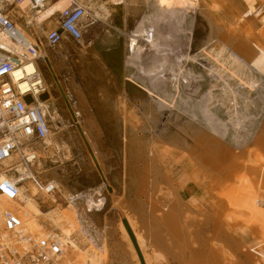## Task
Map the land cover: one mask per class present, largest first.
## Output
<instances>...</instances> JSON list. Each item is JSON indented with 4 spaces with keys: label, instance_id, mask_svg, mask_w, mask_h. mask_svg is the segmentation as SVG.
<instances>
[{
    "label": "rangeland",
    "instance_id": "374dc122",
    "mask_svg": "<svg viewBox=\"0 0 264 264\" xmlns=\"http://www.w3.org/2000/svg\"><path fill=\"white\" fill-rule=\"evenodd\" d=\"M170 1L171 8L179 12L181 14V18H177V16L171 17V19H175V21L171 22L170 15L169 13H167L164 16H161L159 21L153 26H156L158 31H161L166 26L178 25V32L179 34L184 36V39H186L189 34H192V43L187 50L188 52L186 51L185 53L191 55L189 58L190 61L181 59L182 61L181 64H179L178 68V66L174 62H170L168 58H165L163 56V54H158L151 49L146 48L141 54V60L139 64L146 70L152 68L161 72L162 68H164V73L157 75V77H159V80H154V78H152V80H148L141 70L143 68L140 66V68L138 69L141 73L140 76L143 78L141 79L136 69L133 66L128 65L126 67L127 76L132 78L134 82L142 87L151 88V83L158 88L157 91H161L163 89V86H161V82L165 83L167 88L169 89V92H172L171 90H173L174 87V84H172L174 83L173 80L177 78L179 81L180 93L170 94L166 92L160 94L157 98L162 101V106L165 107L168 111L165 115L166 118L164 116L161 117L160 115H158L156 111H152L154 112V120H158H156L159 128H157V130H159L160 132H163V130H165V133H167L168 131L167 134H169V132L174 133L175 129H173V127L176 126L175 128H177L178 125V128L183 126H190V129H194L196 131L200 129L201 137L204 139L205 143L208 144L209 148L214 153H218L222 166L221 171L223 168L227 167L229 168V172H227L226 174H238V170L235 169L238 163L235 164V162L232 161L234 159L233 154H235L236 156L238 155L242 160V162H239V164H243L244 162V164H254L255 167L259 169H257L258 171L256 170L259 176H257L253 180V182L256 183V181H258L259 183H261L262 179L264 178V162H262V158L264 159V148L254 145L251 146V140L260 139L264 142V124L262 123L264 122V114L263 116L261 115L260 117H258L257 112L259 110L257 109L258 106H256L257 102L254 103L253 101L255 105H253L251 102L253 99L255 101L259 100L260 102L264 99V74L259 69V67L254 64L252 65V63L250 64L246 62L242 58H240L239 60L235 59V61H224L218 56L216 57V59L214 58L215 60H213L211 57H209V53L211 54L212 51L219 50L221 46L219 43H216L209 49L207 48V44L212 43L211 41H213L214 34L220 35L219 32H221L223 35L228 34L229 37L233 38L232 40L234 41H231V43H240L244 46H248L254 49L257 48V46L260 45L259 42H261L262 47L264 48V34L262 31H260L259 27L260 19L262 18V16H264V13H260L259 16L257 15L255 7L256 5H259L257 0H209L202 11L190 10L188 7L181 9V6L178 5V3H176L175 1L173 2L172 0ZM106 2L108 1L106 0ZM23 3H25L24 0ZM120 5V3H117L110 6V4L108 3L110 16L97 22V25L103 26L104 31H100L96 36L107 35L106 37H111L113 38L112 41H116L119 37H121L122 34L121 18H126L127 27L126 31L123 32L126 37V35L135 30L136 26L142 25L144 23L145 15L148 16V14L152 10H160L163 2L162 0H146L143 6L140 4L136 5L137 9L134 11L135 13L133 12V10L128 9L125 15L120 8ZM245 6H249L250 10H252V13H246L247 11L245 10ZM22 7L24 8L23 11H26V8L24 6ZM205 11H210V13L212 14L210 20H208V18L205 16ZM37 16L38 15H35L33 16V18ZM48 18H40V21L43 22ZM213 19L214 23L211 24V22H213ZM48 27L49 25L47 24L46 28ZM260 34L263 36H261ZM96 36L93 37V40L96 38ZM107 46L109 45L101 46L99 48L95 46L91 48H84L71 41H66L56 49H45V51L47 50L48 53L52 51V53L58 54L59 50H62L65 53L64 55L66 62L64 61V66L60 64H58L59 66L55 65V63L51 59L52 65L60 68H58V80L62 83L65 79H67L65 68H68L73 78L76 79L78 83L80 82V87L81 89H83L82 92L85 93L86 96H89L91 98L92 94L99 89L108 90L109 85L111 87V85L114 84L118 85L119 87L122 84V81L118 78L116 79L115 74L111 69H109V66L105 62V51L109 49L106 48ZM87 50L90 51L87 52ZM95 57H97V59ZM259 60L257 59L256 62L262 63V60ZM44 67V65L41 66L42 70H45ZM180 70L182 71V73H177ZM88 72L90 73V75ZM44 74L47 75V77H45L46 80L48 79L47 81L51 82V77L47 73ZM164 74H166V76H164ZM241 83H247L249 84V86H251V88L242 86ZM235 85L243 87L245 92L242 89L239 90V88H237ZM236 88L237 90H235ZM130 89L131 90L129 95L127 97H124L122 101L120 100V117L113 116L116 110L115 105L109 107L108 104L110 103L106 104V106L92 98L89 99L87 103V107L89 109L91 117L93 118V120H96H94V122L102 132V134L98 133V136L93 134L94 136L92 135V138L93 141L96 140L94 141L95 151L97 153V156L99 157L100 164H102V167L104 169L103 177L107 182L106 187L102 183V180L97 172L95 166L96 162H94L93 160V157L91 155L92 152L89 149V146L87 144H84V140L81 138L80 132L76 128H74L75 124L67 118V112L65 111L66 108L63 102L59 101L57 103L58 107L60 108V110L58 111L59 114L61 115L63 120L66 119L64 121V125H66V127L62 131H56L53 126L54 135H52L50 138L52 142L50 152H47L48 149H40L41 146L46 147V145L37 144L34 146L35 150H40V152L43 151V158L41 159L42 165H38L37 158L32 168L35 175L40 181H53L58 186L59 192L53 195V197H55V199L57 200V207H54L55 204L52 205L46 201L44 202V200L41 199L44 194L36 191L35 187L31 183L28 184L29 187L34 188L35 191L38 192V196L36 197V199L39 204H41L40 209L43 215L55 214L58 209L61 212L65 211L66 209V214L67 212L72 211L78 212L80 209V211L78 212L80 214L76 213V215H74L76 217L73 220L74 222L72 221V227L73 230L83 231L82 228H84L83 225L86 221H84V218L79 217V215H82L81 211L83 209V206L80 205L76 207L74 200L75 198L78 199L82 196H86L87 206V203L92 201L91 195L93 193H102L106 197L107 201L110 198L113 199L119 197L117 202L118 204L116 205V207H114V211H112L113 215H118V211L116 210L123 207V201L125 199L124 190L122 188V136L124 120H128V124H133L138 128L148 127L146 115L142 110V107L140 108V106L143 105V107H145L146 103H148L147 106L150 104L155 108L154 104L151 101V98L148 97L149 94L146 95L142 91L135 90L134 88ZM107 95L114 96V91L110 93L107 92ZM152 98L154 99L155 97L153 96ZM249 99H251V101ZM137 102L139 103V105ZM262 105L264 107V103H262ZM53 109L52 107H50L51 112ZM245 112L252 113L241 116L242 113ZM145 134L146 137L149 136V132L147 129L145 130ZM256 134H258V136ZM255 136H257L258 138ZM148 138L149 137H147V139ZM164 145L162 144L159 146L158 158L160 159L159 162L161 163V165L164 166L165 173L171 179L172 186H169L165 183L160 184V189L162 190L161 193H159L161 194V197H159L158 199L160 201L158 205L163 202H168V205H173L175 202L176 206H181L182 203H185V207L187 205L188 207L186 208L189 209V211H187L188 209H186V214L188 213L190 217H192V219H198V217H196L198 216L196 215L197 210L209 209V206L212 205L214 201L212 195L217 194L219 195V197H221L219 200V203L222 207V210L220 209V213H223L220 215L225 218V216L230 213L232 205L230 203V200L223 196V191H221V189L219 188V192L215 190V192L211 193V188L208 186L209 184L207 182H204V180L200 178L201 175L196 176L190 170H185L184 167L186 165V160L182 157L178 159L177 156H173L171 152H169V149L166 147L167 145ZM253 147H256V151ZM249 151H252L253 154L256 152V154H254L252 156L253 158L248 162L246 157ZM245 159L246 161L243 162V160ZM93 166L95 169L93 168ZM239 173V176H236L235 178V184H237L245 174L244 172ZM250 177L254 178L253 176ZM225 185L226 184H224L223 186ZM253 189L255 190L254 184ZM77 192H79L80 194H72ZM119 192H121L120 195ZM232 194L233 193H231V196H233ZM71 196H74V198ZM62 197L67 200H71L72 198V200L69 201L68 206H66V203L64 202ZM163 197L165 199H160ZM258 198L260 202L256 203V205L252 206V204H248V200H244L243 202L237 204L234 211L232 209V220H224L227 222L229 227L232 225V228L229 229L227 224L221 226L225 232L223 230L220 231L221 227L218 228L221 235V241L218 240V242L220 245L222 243V245L227 249L224 250L228 251V253L230 254V256L227 258L228 260L226 259L227 262L225 261L226 263H224V261H222V264H264V216H261L263 214L259 209V207H264V195L261 194L258 196ZM107 205L105 208L106 211L108 210ZM85 213L86 209H84V215ZM24 217L28 218L29 215H24ZM27 218L23 219V216H21L22 222L24 220L26 221ZM39 219L42 222L41 225L45 226L44 231L52 229L43 217H40ZM81 222L83 225L81 224ZM75 223H77L78 227ZM192 227L193 226H190L189 230L194 229L195 226L193 228ZM209 232L212 231L210 230ZM224 233H226L228 236ZM231 236L233 238H231ZM223 237H225V239ZM106 239L107 246H109L108 236L106 237ZM207 243L208 241L205 244L207 245ZM210 243H208L207 245L208 248ZM196 244V248H198L199 245L197 242ZM86 246V250L89 251H87L89 256L91 255L92 257L93 252L92 250H90V243H87ZM88 246L90 247V249ZM207 246L206 249H208ZM159 248H154L153 250L150 248L147 249L150 250L147 251L149 252L148 254L152 252V254L150 255L151 264H185L186 262H188V260L190 264L204 263V257L202 254L204 249L200 247V249L198 248L195 250H192L191 247L185 253V255H181V257L179 258L173 257L177 256V253L179 254V252H177L176 250L173 251L174 255H170L167 254V252H165L164 250H160ZM157 250H159L160 252ZM228 253L227 255H229ZM99 254L101 255V252L98 253L97 260L98 257L102 259L100 260V262L98 260V264H107L109 256L106 257L103 255V257ZM186 259L187 261H184ZM258 260H260V262ZM189 262L186 264H189ZM75 263L77 264V262Z\"/></svg>",
    "mask_w": 264,
    "mask_h": 264
},
{
    "label": "bare ground",
    "instance_id": "6f19581e",
    "mask_svg": "<svg viewBox=\"0 0 264 264\" xmlns=\"http://www.w3.org/2000/svg\"><path fill=\"white\" fill-rule=\"evenodd\" d=\"M83 1L85 2V5L88 7V9L91 12V18L93 21V26H91V28H90V34L92 37H94L100 31L103 30V28L100 25H97V22L100 21L101 19H105L106 17L110 16V10L106 6L108 5V3L110 4V3H113L114 1L108 0V2H105V3H107L106 6H104V5L103 6L93 5L92 3L94 0H83ZM173 1L178 3V5L181 6V9L188 7L190 10L194 9V10H199V11H202V9H204L206 4L209 2V0H173ZM210 1H212V0H210ZM239 1H241V0H239ZM257 1H258L260 6H261V4L264 5V0H257ZM24 2L27 6L28 1L24 0ZM68 2H69V0H59L53 6H50L46 10L38 13L37 14L38 16L34 17L36 24L32 27V29H31L32 32L39 34L40 31H43V29L39 26V24L42 23L40 21V18H48L52 15H55L57 12L62 11V9L68 5ZM145 2H146V0H124L123 6H125V7H122L123 9L125 8V10H123L124 15H125V13H127L128 9L133 10V12H134L137 9L136 5L140 4L143 6L145 4ZM21 6H22V4H20L18 7H19V9L23 10L21 8ZM245 10L247 11L246 13H252L251 12L252 10H250L249 6H245ZM128 12H130V11H128ZM167 13H169L170 19H171V17H176V16H177V18L178 17L181 18V14L179 12L173 10L169 5H165V7L163 8L162 11L153 12L150 16H147L146 18H144V23L142 25L136 26L135 30L133 31L134 36L131 37L132 53H129V51L127 50L128 49V41H127L128 37H126V40L124 38H120L119 39L120 44H118L117 47L111 48V49H108L107 51H105L106 53H105L104 59H105L106 64L109 66V69H111L113 71V73L116 76V79L118 78L119 80L122 81V84L124 85V87L128 86L126 84L127 80H126V76H125L126 75L125 71H126V67H127L126 54L129 58L141 56L144 49L148 48V49H151L152 51H154L158 54H163V56L165 58H168L170 62H172V63L174 62L178 66V68H179V64H181V61H182L181 59H183V60L186 59L187 61L188 60L190 61L189 58L191 55H188L185 53L189 49L190 44L192 43L191 42L192 41V34H189V36H187V38L184 39V36H182L178 32V28H179L178 25L166 26L161 31H158L157 27L153 26L159 21L161 16H164ZM204 14L208 18V20H210V18L212 16L210 11H205ZM245 15H247V14H245ZM172 21H175V19H171V22ZM213 23H214V19H213V22H211V24H213ZM259 24H260V26H259L260 31H262L264 34V16H262V18L260 19ZM227 31H229V30H227ZM219 33H220V35H218V34L213 35L214 38H218V39H215L213 41L220 44L221 48H220V46H219V48L221 50L219 49V50L212 51L211 54L209 53V57L214 59L215 57L222 56L228 60L229 59H232V60L238 59L239 60L240 58H242L246 62H248L250 64L252 63V65L254 64L257 67H259V69L264 74V48L262 47L261 42H259L260 45H258V46L256 45L257 48L253 49V48H250L248 46H244L240 43L239 44H236V42L231 43V41H234V40H232L233 39L232 37H229L228 34L223 35L221 32H219ZM261 36H263V35H261ZM263 37H261V38H263ZM213 41H211V42L213 43ZM245 44H246V42H245ZM213 45H214V43H213ZM248 45H250V44H248ZM39 49L42 53L41 54L42 57L44 58V64L48 67V71L51 75V83L49 84L46 81L47 85H48L47 87L50 90L51 86H54L53 84H55L57 89H58L57 91L60 93L61 97L64 98L65 103H66L65 111L67 112V118L72 123L74 122V124H75L74 128H76L80 132L81 138L84 140V144H87L89 146V149L92 152L91 155L93 157V160H94V162L97 163V164L95 163L97 172H98V174L102 180V183L106 187L107 182L105 181V179L103 177L104 169L102 167V164H100L99 157L97 156V153L95 151L94 141H96V140L93 141V138H92L94 136L93 134L97 135L99 133V129H98V126L94 122L95 119L93 120V118L91 117V114L89 113V109L86 105L85 97H84V94L82 92L83 89H81L80 84H79L80 82L78 83V81L73 78V76L70 73V70L68 68H65L66 73H67L66 74L67 79H65V80L63 79L64 81L62 83L59 80H57L59 67H56L55 65H58V64L63 65V66L65 65L64 64V61H65V55L64 54L65 53L62 50L61 51L59 50L58 54H54V53H52V51L49 53L47 50L45 51L41 45L39 46ZM89 51L87 50V52H89ZM252 51L253 52L255 51L254 54ZM20 52L23 53L24 55H26V53L23 49H20ZM90 54H91V52H90ZM81 55H82V53H81ZM95 58L97 59V57H95ZM51 59L55 63V65H52ZM257 59L258 60L260 59L259 61L262 60V63L261 62H260L261 64L257 63L256 62ZM44 64H42V65H44ZM104 66H106V65H104ZM176 69H177V67H176ZM27 70L29 71V70H31V68H28ZM41 70H42V68H41ZM181 70L177 73H182ZM170 71H171V69H170ZM161 73H164V68H162L161 72L159 70H155V69L151 68V74L154 76L155 79L159 80V77H157V75L161 74ZM19 74H20V72L17 71L14 74V76L17 78L19 76ZM89 75H90V73H89ZM164 76H166V74H164ZM96 78H97V76H96ZM95 80H97V79H95ZM173 81H174V83H172V84H174L173 85L174 87H173V90H171L172 91L171 93L179 94L180 93L179 81L177 78H175ZM161 85L164 86L169 91V89L167 88L165 83L161 82ZM51 98L53 99L52 95H51ZM140 101H142V100H140ZM151 101L154 104L155 108L152 107L150 104L147 106L148 103H146V102H144V103H146L145 107H143V105L140 106V108L142 107V110L144 111V113L146 115V118L148 121V127L138 128L137 126H135L133 124H131V125L128 124L127 119H126L127 121H125L123 119L124 123H123V136H122V143H123V145H122V149H123V171H122V177H123V181H122L123 183L122 184H123V186H122V188L124 190L125 199L123 201V203H124L123 207L118 208L116 210V211H118L119 220H117L115 227L114 228L112 227L110 230L111 231L110 234L117 236L118 237L117 239L119 241V245L121 244V247H123L122 249H120L118 246V248L120 250H122L121 252H123V253L120 252L121 254H118V255L122 256L121 260L123 259L122 261L125 264H126V262H125L126 260H127V264H142L141 258H139V253H140V255L142 256V261L144 262V264H151L150 255L152 254V252L150 254H148L149 252H147V251H150V250H147V249H149V248L153 250L154 248L160 247L159 248L160 250L162 249L165 252H167V254H170V255H174L173 251L176 250L177 252H179V254L177 253L176 254L177 256H173V257L179 258V257H181V255H185V253L191 247H192L191 248L192 250L198 249L200 247V248L204 249L203 253H202L204 259L201 258L204 260V263H202V264H222V261H224V263H226L227 262L226 259L230 256V254L228 253V251L224 250L226 248L222 245V243H221V245L223 247L218 242V240L221 241V238H220L221 235H220L218 228H220L222 225L224 226L227 224V222L224 220H228V221L232 220V218H231V215L233 214L232 212L236 209V206L238 203L243 202L244 200H248L249 201L248 204H250V205L252 204V206H253V205H256V203L260 202L258 196L261 194L264 195V188H263L264 178L262 179L261 183H259L258 181H256L257 184L255 182H253V180L257 176H259L257 174V171L259 169L257 167H255L254 164L253 165L252 164L251 165L244 164L245 163L244 161H246V159L249 162L253 158L252 156L254 154H256V152H255L256 147L255 148L253 147L255 149L254 154L252 153V151H249L246 159L243 160V162H244L243 164L242 163L239 164V162H242V160L239 158L238 155L236 156L235 154H233L234 159L232 161L235 162V164L238 163V165L235 168L236 170H238L237 171L238 174L235 173L232 175L231 174L228 175L226 173L229 172V168H227V167L223 168L221 171L222 166H221L220 157H219L218 153H214L209 148L208 144L205 143L204 139L201 137V134H200L201 130L200 129H198L196 131L194 129H190L189 128L190 126L189 127L183 126V127L178 128V126H179L178 125L177 128H175L176 126L173 127V129H175L174 133L169 132V134H167L168 131H167V133H165V130H163V132H160L159 130H157V128H158V124L156 122L157 119L154 120V118H153L154 112H152V111L153 110L156 111V113L158 115H160L161 117L162 116L165 117V115L168 111L166 110L165 107L161 106L160 103H158L154 100H151ZM138 105H139V103H138ZM51 116L53 118V121H54L53 126L56 129V131L57 130L58 131L64 130L66 127V125H64V123H65L64 121L66 119L63 120V118L59 114L57 108H54L52 110ZM144 123H145V121H144ZM262 123L264 124V122H262ZM183 124H185V123H183ZM146 129L149 132V136H147V137H149L148 139H147L146 134H145ZM258 133H259V131H258ZM256 135L258 136V134H256ZM257 136H255V137H257ZM164 143H165V145H167L166 147L169 149V152H171V154L173 156H177L178 159L182 157L186 160V165L184 167L185 170H190L196 176L201 175L200 178L202 180H204V182H207L209 184L208 186L211 188V193L215 192V190L219 192V188L221 189V191H223L222 192V193H224L223 196L228 198L230 200L231 205H232L230 213L227 214V216H225V218L222 217V215H220L223 213V212L220 213V209L222 210L221 204L219 203V200L221 197H219V195H217V194L212 195L214 201H213L212 205L209 206V209L206 210V209H198L197 208L198 210H197L196 215H198V216H196V215H193V216L198 217V219L197 218L192 219V217H190V215L188 213L186 214V209H188L186 207H188V206L186 205V207H185V203H182V201H181V203H182L181 206L177 205L178 207L175 205V202L173 205H168L167 204L168 202H163L160 205H158V203L160 202L158 199H159V197H161V194H159V193H161V190H162V189H160V184L165 183L169 186H172V181L167 176V174L165 173L164 166L161 165V163L159 162L160 159L158 158L159 157L158 156L159 146L162 144L164 145ZM260 144H262V145L264 144L263 141L260 139L259 140H256V139L251 140V146H253V145L254 146H260ZM42 145H46V147L41 146L40 147L41 150L48 149L47 152L51 151L52 142L50 139L47 140L45 142V144H42ZM258 149H259V147H258ZM171 150H173V151H171ZM42 152H40V150H36V155H37L36 158H38V160H37L38 165H42V163H41V159L43 158ZM259 152H260V150H259ZM259 154H257V155H259ZM257 155H256V157H257ZM14 158L17 159V156H15ZM11 160L12 159H10L9 161H11ZM262 162H264L263 158H262ZM6 164H9V162H7ZM92 165H93V163H92ZM233 167H234V165H233ZM93 168H94V166H93ZM15 169L17 172L22 171V168L19 164H17V166H15ZM239 172H244L245 174L240 180L238 179L239 182L237 184H235L234 181L236 180L235 179L236 176H239V174H240ZM250 176H253L254 178H251ZM232 180H233V182H232ZM28 184L29 183H26L25 185H23L19 189V197L16 201H7V200L0 197V237L5 236L7 234L3 231L2 214L5 210H12V211H15L19 215V217L23 216V219L27 218V217H24V215H29L27 220L23 221V225L25 227V231L31 235H34V236L44 235V233H45L44 227L45 226H42L40 224V222H41V220L39 219L40 217H43L45 219V221L48 222V224L51 226V228L58 230V237L61 241V244L64 246L63 254L59 258V264H76L75 260L77 259V257H80V261L77 264H82V263L84 264L86 259L91 258V255L89 256V254H88L89 251L84 249V247L86 246L87 243H90L91 249L89 246L88 247L93 252L92 258H97L98 253H99V251L97 250V246L93 245L92 241H90L89 237L87 236V233L84 231L85 226H88V224L84 223V225H83L81 222V224L84 227V228H82L83 231L73 230L72 221L76 217L74 215H76V213H78L79 211L78 212H73V211L67 212V214H66V212H65V211H67L66 209H65V211H62V212L58 209L55 214H52L51 212H53V211H51L50 213L52 215H47V214L43 215L41 212V209H40L41 204H39V202L36 199V197L38 196V192H36L37 190L35 191L34 188L29 187ZM224 184H226L227 186L226 185H225L226 187L223 186ZM253 184H254L255 190L253 189ZM231 193H233L232 194L233 196H231ZM220 196H222V195H220ZM245 198H247V199H245ZM41 199L44 200V202L46 201L52 205L55 204L54 207L55 206L57 207V205H56L57 200L55 199V197H53V195H51V196L50 195H44L41 197ZM160 199L163 200L165 198L163 197ZM71 200H72V198H71ZM210 204H211V202H210ZM113 209H115V208H113ZM232 209H233V211H232ZM259 209H260V212L263 214V215H261V214L260 215L264 216V207H259ZM70 210H73V209H70ZM54 211H56V210H54ZM187 211H189V209ZM47 212H48V210H47ZM191 212H192V209H191ZM78 214H80V213H78ZM188 215L190 218L188 217ZM222 218H224V219H222ZM123 219L127 222L128 227H129V229H130V231H131V233L135 239L136 245L133 243L126 227L122 223ZM75 224L77 226V223H75ZM231 224H232V222H231ZM76 226H75V228H76ZM190 226H193V227L195 226V227H194V229L189 230ZM227 226H228V224H227ZM231 226L230 227L228 226L229 229L232 228ZM88 227H90V226H88ZM210 230L212 232H209ZM221 230H223L222 227H221L220 231ZM108 232H109V230H108ZM224 234H226V233H224ZM223 238L225 239V237H223ZM231 238H233V237L231 236ZM117 239H115L114 241H116ZM209 240L211 243L209 242ZM105 241H107V240L104 237L103 242H105ZM207 241H208V243H210L209 248L207 246L208 243H207V245L205 244ZM196 242L199 245L198 248H196V246H197ZM81 245H82L83 249H82ZM116 245H118V243H116ZM112 246H113V244H112ZM206 246L208 249H206ZM118 248H117V250H118ZM117 250H115V251H117ZM157 251H159V250H157ZM105 253H101V255L106 256ZM227 253L229 255H227ZM113 256H115V255H113ZM98 259H100V257H98ZM117 259L118 258H116V260ZM153 259H155V258H153ZM181 260H183V259H181ZM184 261H187V259ZM190 261H191V259H190ZM258 261L260 262V260H258ZM188 262H189V260H188ZM188 262H186V263H188ZM189 264H190V262H189Z\"/></svg>",
    "mask_w": 264,
    "mask_h": 264
},
{
    "label": "built area",
    "instance_id": "2783aa9c",
    "mask_svg": "<svg viewBox=\"0 0 264 264\" xmlns=\"http://www.w3.org/2000/svg\"><path fill=\"white\" fill-rule=\"evenodd\" d=\"M22 1L0 0V197L7 201H16L19 189L26 183H31L44 195L59 192L53 181H40L32 169L37 160L34 146L45 144L51 138L54 125L48 105L41 100L46 85L41 70L44 58L39 46L52 50L66 41L84 48L93 44L91 12L83 0H69L62 11L39 24L43 29L39 34L31 30L36 24L33 16L59 0H27L26 11L18 7ZM263 6H255L258 16L264 13ZM133 36V32L127 35L129 53H132ZM17 71L20 74L16 78ZM17 164L21 172L16 171ZM91 196L94 206L90 210L101 211L105 196L102 193ZM63 200L66 206L71 201ZM86 200V196L76 198V207L86 208ZM2 220L7 234L0 237V264H59L64 246L57 229H49L42 236L31 235L25 231L21 217L12 210H5ZM84 231L94 246L104 241L102 230L85 226Z\"/></svg>",
    "mask_w": 264,
    "mask_h": 264
},
{
    "label": "crops",
    "instance_id": "0c3cea01",
    "mask_svg": "<svg viewBox=\"0 0 264 264\" xmlns=\"http://www.w3.org/2000/svg\"><path fill=\"white\" fill-rule=\"evenodd\" d=\"M108 1V0H107ZM114 2L113 3H110V6L111 5H113V4H117V3H120L121 5H120V8L122 9V11L123 10H125V8L123 9L122 7H125V6H123V2H124V0H113ZM166 1V2H165ZM173 1V0H172ZM106 2V0L105 1H103V0H94L93 1V5H97V6H106L107 5V3H105ZM162 2H163V5L161 6V9L160 10H152L149 14H148V16H150L153 12H158V11H162L163 10V8L165 7V5H169L170 7H171V1L170 0H162ZM174 2V1H173ZM97 3V4H96ZM22 4V6H24L25 8L27 7L26 6V4L25 3H21ZM21 6V7H22ZM107 8H108V5L106 6ZM22 9H24L23 7H22ZM191 10H194V9H191ZM147 16L145 15L144 16V18H146ZM102 28H103V26L102 25H100ZM126 27H127V19L126 18H121V37H119L116 41H112V39L113 38H111V37H106L107 35H105V36H101V35H98L94 40H93V44H92V46L91 47H93V46H95V47H101V46H105V45H109V46H107L106 48H109V49H111V48H115V47H117L118 46V44H120V38H126L127 37V35H126V37H125V35L123 34V32L124 31H126ZM104 30H102L101 32H103ZM215 39H218V38H213V40H215ZM126 40V39H125ZM119 41V42H118ZM209 43H211V42H209ZM213 43L215 44L216 42H214L213 41ZM213 43H211V44H207V48H209L210 49V47L213 45ZM90 47V48H91ZM215 57V56H214ZM216 58V57H215ZM220 58L221 59H223L224 61H227L228 59H225V57H222V56H220ZM126 59H127V66L128 65H130V66H133L135 69H136V71L138 72V75L140 76L141 75V73H140V71H139V69L138 68H140V64H139V62H140V60H141V56H137V57H131V58H129L128 56H127V54H126ZM213 60H215V59H213ZM230 60H232V59H229L228 61H230ZM234 61H235V59H234ZM142 67V66H141ZM249 67V66H248ZM143 68V67H142ZM250 68V67H249ZM252 69V68H251ZM142 70V72L144 73V76H146V78L148 79V80H152V78H154V76L151 74V68L150 69H145V68H143V69H141ZM248 70H250V69H248ZM125 76H126V84L128 85L127 87H124V85L123 84H121L119 87L117 86V85H111V87H110V85H109V89L108 90H106V89H99V90H97V91H95L93 94H92V99H94V100H96V101H98V102H101L103 105H106V104H108V103H110V104H108V106L109 107H112V105H115V107H116V110H115V112H114V115L113 116H115V117H117V116H119L120 117V100L122 101V99H124V97H127L128 95H129V93H130V88H134L135 90H138V91H142L144 94H146V95H148L149 94V96L148 97H150L151 98V100H154V101H156V102H158V103H160L161 104V106L163 105L162 104V101L161 100H159V99H157L158 98V96L160 95V94H163V93H166V92H168V93H170V94H172L171 92H169L164 86H163V89L161 90V91H157L158 90V88L157 87H155V85H153V84H151L150 83V86H151V88H146V87H142V86H140V85H138L136 82H134L133 81V79L132 78H130V77H128L127 76V73H126V71H125ZM261 75V74H260ZM262 76V75H261ZM140 78L141 79H143L141 76H140ZM154 80H156L155 78H154ZM263 81H264V78H263ZM128 82V83H127ZM242 84V86H245V87H248V88H251V86H249V84H243V83H241ZM162 86V85H161ZM236 86V85H235ZM237 88H239V90H243L244 91V89H243V87H241V86H239V85H237L236 86ZM237 88L235 89V90H237ZM112 91H114V96H108L107 95V92H112ZM121 92V93H120ZM245 92V91H244ZM157 93H159V94H157ZM84 94V97H85V102H86V105H87V102H88V100L89 99H91L89 96H86L85 95V93H83ZM123 94V95H122ZM155 97L154 99L152 98V97ZM248 96V95H247ZM250 101H251V99H249ZM253 101H254V103L255 102H257L256 103V106H258L257 107V109L259 110L257 113V115H258V117H260L261 115L263 116V114H264V107H263V105H262V103H264V99L260 102L259 100L258 101H255L254 99L252 100V104L253 105H255L254 103H253ZM251 104V105H252ZM258 104V105H257ZM250 105V106H251ZM260 108V109H259ZM251 114L252 112H245V113H242V115L241 116H245V115H247V114ZM95 118V117H94ZM263 118H264V116H263ZM96 121V120H95ZM99 128V127H98ZM99 133H101L102 134V132H101V130H100V128H99ZM264 143V142H263ZM260 146H261V148H264V144L262 145V144H260ZM120 193L121 192H119V195H120ZM71 197H73L74 198V196H71ZM76 199V198H75ZM118 199H119V197L118 198H113V199H108V201H107V199H106V197H105V200H106V202H105V205H104V207H103V209L101 210V211H98V212H94V211H92V210H90V208L92 207V206H94V202H93V200L91 201V202H89V203H87V206H86V208H83L82 209V215H79V217H81V218H84V221H86V222H84V223H86V224H88V226L90 225V226H92L93 228H95V229H98V230H102V233H103V236L106 238V236H108V243H109V246H107V241H105V242H102L101 243V245L100 246H98L97 247V250L99 251V252H101V253H105L106 254V257H108L109 256V260H108V263L107 264H125L122 260H121V255H118V254H121V253H123V252H121L122 250H120V249H122L123 247H121V244L119 245V241H118V237L117 236H114L113 234H110V230H111V228L113 227H115V225H116V223H117V220H119V215H113V213H112V211H114V207L118 204L117 202H118ZM107 202H108V205H107ZM106 205H107V211L105 210V208H106ZM79 209V208H78ZM84 209H86V213H85V215H84ZM80 211V210H79ZM112 213V214H111ZM42 222H40V224H41ZM113 225V226H112ZM87 226V227H88ZM108 230H109V232H108ZM113 238H111L110 236ZM111 238V239H110ZM115 239H117L116 241H114ZM107 240V239H106ZM116 243H118V245H116ZM103 244V245H102ZM112 244H113V246H112ZM112 246V247H111ZM118 246H119V248H118ZM87 247V246H86ZM86 247H84V249H86ZM108 248V249H107ZM113 248V249H112ZM116 248V249H115ZM117 248H118V250H117ZM102 249V250H101ZM104 249V250H103ZM108 250V251H107ZM113 252H112V251ZM115 250H117V251H115ZM121 252V253H120ZM111 253V254H110ZM117 253V254H116ZM113 255H115V256H113ZM118 255V256H117ZM116 258H118L117 260H116ZM99 260V262H100V259H98ZM98 260H97V258H88V259H86V261L84 262V264L86 263V264H98ZM77 263L80 261V257H77V259L75 260ZM126 262V264H127V260L125 261ZM83 264V263H82Z\"/></svg>",
    "mask_w": 264,
    "mask_h": 264
},
{
    "label": "flooded vegetation",
    "instance_id": "af4514ba",
    "mask_svg": "<svg viewBox=\"0 0 264 264\" xmlns=\"http://www.w3.org/2000/svg\"><path fill=\"white\" fill-rule=\"evenodd\" d=\"M44 68H45V70H42V75H43V79L45 81L46 90H45L44 95L41 97V100L44 101L46 103V105H48L49 109H50V107H52V109L53 108H57V110L59 111L60 108L58 107L57 103L59 101H61V102H63L64 106H66L65 100H64V98L61 97L60 93L57 91L58 89H57V87H56L55 84H53L54 86H51V89L50 90L47 87L48 86L47 85V82L48 81L45 78V77H47V75H45L44 73H47L50 77H51V75H50V73L48 71V67L46 65H45ZM48 83L50 84L51 82H48ZM51 95L53 96V99L51 98Z\"/></svg>",
    "mask_w": 264,
    "mask_h": 264
},
{
    "label": "water",
    "instance_id": "95a60500",
    "mask_svg": "<svg viewBox=\"0 0 264 264\" xmlns=\"http://www.w3.org/2000/svg\"><path fill=\"white\" fill-rule=\"evenodd\" d=\"M58 32L60 33L61 31H58ZM109 190H110V188H109ZM122 223H123L124 226L126 227V229H127L128 233H129V235H130V237H131L133 243L136 245V243H135V239H134V237H133V235H132V233H131V231H130V229H129V227H128L127 222L123 219V220H122ZM139 258H141V263L144 264V262L142 261V256L140 255V253H139Z\"/></svg>",
    "mask_w": 264,
    "mask_h": 264
}]
</instances>
